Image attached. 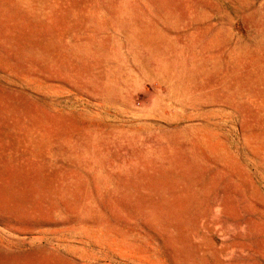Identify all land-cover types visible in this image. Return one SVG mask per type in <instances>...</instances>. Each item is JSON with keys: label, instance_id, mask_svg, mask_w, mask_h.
Listing matches in <instances>:
<instances>
[{"label": "rangeland", "instance_id": "obj_1", "mask_svg": "<svg viewBox=\"0 0 264 264\" xmlns=\"http://www.w3.org/2000/svg\"><path fill=\"white\" fill-rule=\"evenodd\" d=\"M0 264H264V0H0Z\"/></svg>", "mask_w": 264, "mask_h": 264}]
</instances>
